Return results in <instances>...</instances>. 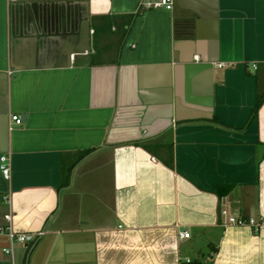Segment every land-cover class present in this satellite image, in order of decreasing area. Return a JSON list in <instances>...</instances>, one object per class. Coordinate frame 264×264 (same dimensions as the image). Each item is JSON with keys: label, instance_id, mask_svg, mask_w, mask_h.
<instances>
[{"label": "crops", "instance_id": "0c3cea01", "mask_svg": "<svg viewBox=\"0 0 264 264\" xmlns=\"http://www.w3.org/2000/svg\"><path fill=\"white\" fill-rule=\"evenodd\" d=\"M155 1L0 0V264H264V0Z\"/></svg>", "mask_w": 264, "mask_h": 264}, {"label": "built area", "instance_id": "2783aa9c", "mask_svg": "<svg viewBox=\"0 0 264 264\" xmlns=\"http://www.w3.org/2000/svg\"><path fill=\"white\" fill-rule=\"evenodd\" d=\"M175 0H157L155 2H147L144 4L146 8H159L164 7L166 9H172L174 6ZM222 66V64H220ZM12 121H15L16 123H21L22 119L18 115L12 116ZM0 169L3 173V175L6 178H10L11 175V157L10 155H1L0 156ZM5 218L10 221L12 218L11 214H7ZM230 224L235 225H251L255 228V230H258L263 224V219H256V218H245V217H234L231 216L229 218ZM0 232H5L8 234L11 243L20 242V243H31V242H37L43 235L44 231H38L34 233H23V232H16L13 230L12 226L9 224L7 226H0ZM179 237L181 239H186L190 237V232L188 230H182L179 232ZM7 253L11 252V249H6ZM187 262H190V259H186Z\"/></svg>", "mask_w": 264, "mask_h": 264}, {"label": "trees", "instance_id": "16d2710c", "mask_svg": "<svg viewBox=\"0 0 264 264\" xmlns=\"http://www.w3.org/2000/svg\"><path fill=\"white\" fill-rule=\"evenodd\" d=\"M264 102V93H261L259 96H258V100H257V103L253 109V112L254 114H256L260 108V106L262 105V103ZM169 165H171L170 163H168Z\"/></svg>", "mask_w": 264, "mask_h": 264}]
</instances>
